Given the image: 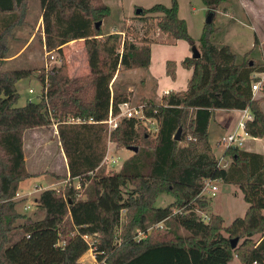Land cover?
<instances>
[{
    "label": "trees",
    "instance_id": "16d2710c",
    "mask_svg": "<svg viewBox=\"0 0 264 264\" xmlns=\"http://www.w3.org/2000/svg\"><path fill=\"white\" fill-rule=\"evenodd\" d=\"M28 1L0 0V264H19L23 239L34 244L56 237L68 244L77 235L90 241L95 264H229L234 257L240 264H264V154L227 147L223 155L229 162L221 167L208 135L216 110L248 108L252 119L245 122V132L264 136V95L255 98L251 91L252 83L260 80L254 74L263 71V64L245 58L252 50L238 62L228 44L216 45L212 39L221 29L213 17L199 37L200 57L181 61L191 70L186 88L164 94L158 104L142 102L146 116L158 122L155 136L147 124L126 118L108 133L102 121L109 107L118 113V105L132 95L113 90L114 77L120 69L148 67L151 40L140 39L138 44L117 32L103 33L101 22L111 13L103 0H40L46 50L60 53L67 43L82 40L89 74L70 76L64 64L46 72L40 69V97L16 106L15 84L34 69H3L1 61L7 39L27 15ZM201 1L215 16L224 0ZM135 12L143 21L156 19L155 27L163 34L194 46L187 22L179 16L178 0ZM257 42L255 36L254 45ZM166 68L174 77L175 63L167 61ZM70 117L82 122H67ZM53 124L69 175L54 174L67 181L33 197L36 210L29 215L17 209L27 198L14 199L35 175L26 168L23 132ZM108 142L137 148L113 173L104 171ZM208 178L241 190L248 204L243 217L226 227L219 214H210L207 221L199 217L196 211L209 204L202 194ZM160 194L175 200L156 207ZM179 229L186 236L179 235ZM139 232L146 236L137 238ZM257 233L259 239L245 249L231 247L232 237L249 239Z\"/></svg>",
    "mask_w": 264,
    "mask_h": 264
},
{
    "label": "rangeland",
    "instance_id": "374dc122",
    "mask_svg": "<svg viewBox=\"0 0 264 264\" xmlns=\"http://www.w3.org/2000/svg\"><path fill=\"white\" fill-rule=\"evenodd\" d=\"M180 3L179 15L184 18L189 26V34L193 41L199 43V37L202 32L204 22L207 19L209 11L203 5L201 0H178ZM105 4L110 7L111 13L105 17L101 22V31L103 33L117 32L121 38H127L128 40H135L140 44V39H150V46L152 49L151 65L146 68H136L130 71L120 69L114 77L113 90L120 89L122 91H128L132 89L133 92L130 100L134 104H140L151 100L154 103H160V96L164 88L172 87L175 91H182L185 89L188 78L191 76V70L183 68L182 66L176 65L178 72L177 78L175 79L167 73L165 70L164 58L174 61V58H179L184 53L183 48L178 44L177 47L168 46V41H171L168 36L159 34L158 29L155 27L156 19L151 18L147 21H143L138 18L136 10L138 8H148L156 3H161L166 6L170 5V0H103ZM261 6L254 12V18L251 14L245 12L238 1L226 0L220 4L218 9L215 10L214 24L219 27L220 32L216 33L213 37V42L216 45L228 43L231 50L237 56V61L240 62L246 52L252 50L250 55H247L246 59H252L256 63L263 64L264 57V45H254V30L259 33V36L264 42V2L260 3ZM242 9V10H241ZM243 21L247 24H242L239 21ZM37 28V34L35 36L33 44L22 51L20 47L14 45L7 46L5 52L6 59L11 57L18 52L22 53L18 56L15 62L8 63L7 60L1 61V67L3 69H19V68H31L34 72L25 78L20 79L16 82L15 87L18 93V99L16 106L24 105L28 100L37 101L41 95V84L38 79V71L43 69L44 72L49 71L53 67H58L64 64L66 67L67 74L70 76H86L89 74V67L87 62V55L83 48V41L79 40L74 44H69L62 48L59 53L55 50L53 54L56 58L51 61L47 56V50L44 46V33L41 18V7L40 0H29L28 1V12L23 23L18 26L21 28ZM254 26V27H252ZM17 27V29H18ZM149 28V34L144 35L145 30ZM233 29L237 31L234 32ZM43 33V38L41 36ZM138 35V38L135 35ZM188 43L187 41H181ZM164 43L165 46L162 44ZM188 45L192 46L188 43ZM159 46V47H158ZM195 46V44H194ZM253 46V47H252ZM199 51V45H198ZM21 50V51H20ZM200 52V51H199ZM0 55L2 52L0 51ZM192 51L190 53V57ZM263 56V57H262ZM46 64L49 69H46ZM151 75L153 77L150 76ZM166 72V73H165ZM188 75V76H187ZM33 89V93H29L28 89ZM263 90V86H262ZM263 92V91H261ZM264 106V104H263ZM219 113V112H218ZM215 111L213 119L218 116ZM239 118V117H238ZM213 119L209 125V142L212 146L215 157L220 160L222 152L225 150L223 145H218V140L223 131L214 130ZM224 119V118H223ZM235 120V119H234ZM238 120V119H237ZM41 133V132H40ZM152 134V133H151ZM155 136V134H152ZM37 143H31L30 139H26L25 156L26 163L29 169L36 170H50L52 166L57 164V170L55 172L63 176L67 173L66 162L64 160H50L42 148V135L39 134ZM184 142H180L183 144ZM264 143L262 140L252 141L246 139L243 143L244 148H251L253 146H260ZM34 144H37L35 147ZM132 154L131 150L122 147L116 143H112L110 148L107 150L106 158L104 159V171L106 173H113L117 171L121 163ZM225 162L229 161L228 157L223 158ZM55 173H44L43 175L32 176L28 178L23 186L20 188L19 193H25L28 190L34 189L38 184L42 186L47 185L45 181L56 182L55 187L62 184V179L56 178ZM55 180H54V179ZM218 190L214 197H207L209 201L208 207L204 210H197L196 213L203 220L207 221V217L214 213L219 214L223 217V226H228L235 218L243 217L248 204L243 199L241 190L233 184H227L222 181L217 183ZM52 186V185H51ZM53 187V186H52ZM174 197L169 194H160L155 200L156 207L166 206L174 201ZM27 203H30V209L24 210L23 207ZM18 211L25 212L29 215L33 214L36 207L33 202V198L29 197L24 202L17 206ZM41 213L37 212V217H40ZM163 223L158 226L161 227ZM153 227L147 229V233L151 232ZM179 235L186 236V233L179 229ZM222 234L227 236L225 231ZM146 234L139 232L137 238L142 239ZM260 234L257 233L251 238L247 237L239 238L235 245L239 249H245L250 246L257 239ZM235 237H232V239ZM249 240L246 245L243 244ZM64 243V244H62ZM21 246H25L23 254L18 258L19 264H95L94 255L92 254L90 241L80 236H75L68 244L65 241H59L56 237H50L41 240L38 243L30 244L27 243L26 239L20 241ZM61 247L65 251H56L55 248ZM229 264H240L239 260L234 259Z\"/></svg>",
    "mask_w": 264,
    "mask_h": 264
},
{
    "label": "crops",
    "instance_id": "0c3cea01",
    "mask_svg": "<svg viewBox=\"0 0 264 264\" xmlns=\"http://www.w3.org/2000/svg\"><path fill=\"white\" fill-rule=\"evenodd\" d=\"M237 1H238L239 6H241V8L243 10H246L245 12H247L248 14L250 13L253 18H254V12L261 6L260 3L261 2H264V0H235V2H237ZM224 3H226V0H224ZM178 4H179V10H180V3H179V1H178ZM239 22L242 23L243 25L244 24H247V23H245V22H243L241 20ZM187 26H188V23H187ZM252 27H254V26H252ZM188 31H189V26H188ZM233 31L236 32L237 30L236 29H233ZM157 32L159 34L163 35V36H167V35L163 34L162 32H160L159 30ZM36 34H37V28H35L33 30L32 28H27V26H24V28L18 27V29L16 27L13 30L12 35L9 36V38L7 39V44L6 45L7 46L14 45L16 47H20L22 49V51H24L25 49L29 48L33 44ZM41 36L43 38V33H41ZM254 36H256L257 39H258V42H259L258 45H261V46L264 45L263 40L259 36V33L256 32V30H254ZM168 38L171 39V41H168L170 43H167L168 46L177 47L178 44H180L179 46L181 48H183L184 53L179 58H174V61L168 60L167 58H164L163 61H164L165 65H166L167 61H172V62L175 63V66L178 65V64H179V66H181V61L185 57H190L189 55L191 53V47L188 45V43L181 42L183 40H175V39H173V38H171L169 36H168ZM77 41L78 40H73V41L67 43L65 46H67L69 44H74ZM79 41L82 42V40H79ZM162 44H164V43H162ZM194 44H195L196 48H198L199 43H197V42L195 43L194 42ZM223 44H228V43H223ZM219 45H221V44H219ZM65 46H63V47H65ZM161 46H165V44L164 45H160V47ZM22 51L20 53L18 52L17 54H15V55H13L11 57H8L7 59L5 58V60H7L8 63L15 62V60L22 53ZM151 58H152V49H151ZM151 58H150V65H151ZM165 70H166V67H165ZM127 71H130V70H127ZM188 71H189V69H188ZM174 72H175V79H176L177 78V72H178L177 67L175 68ZM150 76L153 77L151 75V72H150ZM262 85H263V90L261 88L260 90L256 91V93L254 95L255 98H260V97H262L264 95V80L262 81ZM128 91L133 92L132 89H129ZM165 91H175V90L172 87L164 88V90L162 91V94L160 96V99L164 95V92ZM261 91H263V92H261ZM263 104H264V100L261 102V107H262V110L264 111ZM216 112H217L218 116L213 119V122H214V128L213 129L214 130H218V132L219 131H223V134L220 135V137H222L223 135H225V134L231 132L232 130H234V128L236 126V123H237V119H239L240 116H241V110H235V109L228 110V109H224V110H216ZM39 134L42 135V148H43V153H45V155L50 160H59V161L64 160L66 162V158H65L64 152H63V150L61 148V144H60L59 139H58V135H57V130H56V125L55 124H53L52 126H48V127L27 129V130H25L23 132L24 156H25V146H26V139H27V137H28V139H30L31 143H33V142L34 143H37L36 141L38 139ZM208 135H209V127H208ZM246 139H250L252 141H256V140L257 141L258 140L264 141V136L263 137H255V140H253V137H250V136L249 137H246L245 138V141H246ZM111 144H112V142H108L107 150L110 148V145ZM34 145H35V147L37 146V144H34ZM241 148L244 149V150H246V151H253V152H256V153L264 154V143L262 145H260V146H256L255 145V146H253L251 148H244L243 146ZM25 161H26V156H25ZM56 165L57 164H55V165L52 166V171H50V170H44V171L43 170H36V171H33V170L29 169V167H27V163H26V168H27V170L29 172H31L32 174H35L34 176L41 175V174L43 175L44 173H55V174H59V173L55 172V170H57V166ZM66 169H67V173L65 175H68L69 173H68L67 164H66ZM64 181L65 180L62 179V182H64ZM45 182L46 183H49V184L44 185V186H42L41 184H38L36 186L41 187V190H42V189H46V188H52V186H54V184L56 183V182L48 181V180H46ZM40 191L35 192L34 189L28 190L25 193H20V196L22 197L24 195H27L28 193H32V195L25 196V197L26 198H29V197L30 198L31 197L33 198V197H36ZM27 204H30V203H27ZM23 209H24V207H23Z\"/></svg>",
    "mask_w": 264,
    "mask_h": 264
},
{
    "label": "built area",
    "instance_id": "2783aa9c",
    "mask_svg": "<svg viewBox=\"0 0 264 264\" xmlns=\"http://www.w3.org/2000/svg\"><path fill=\"white\" fill-rule=\"evenodd\" d=\"M47 56H48L49 60H51V61H53L56 58V56L53 54V51H48ZM46 69H49L47 64H46ZM254 76H258L260 78V80L253 82L251 85V91L253 93V96L255 95L256 91L260 90L263 86L262 81L264 80V57H263V71L260 73L254 74ZM28 92L33 93V89H31V88L28 89ZM169 92L170 91H165L164 94H167ZM28 101H32V100L30 99ZM145 108H146L145 103L134 104L131 100L124 101L118 105L119 111L116 114H114L112 112V107L110 106L109 110H108L107 118L105 120H103L102 122L107 125V131H108V133H110L113 129H115L118 126L119 122L123 118L135 119L137 121H141V122L147 124L149 127V131L152 134H156V132L158 130V122L156 119L146 116ZM250 119H252V115H251V112L249 111V109L246 108L244 110H241V116L237 120V123H236L234 130H232L231 132L220 137V139L218 140V145H223L225 147V149L227 147L241 148L243 146L245 138L250 136L244 130L245 122L247 120H250ZM88 121L91 122L92 120H88ZM67 122L79 123V122H82V120L80 118L70 117L67 119ZM250 137H252V136H250ZM189 139H190V137H189ZM253 140H255V137H253ZM223 152L221 155V159L218 160V165L221 167H226L228 165L229 161L228 162L223 161L224 160L223 159L224 158ZM105 158H106V156H105ZM103 163H104V160H103ZM66 181L67 180H65L63 183H65ZM217 182L218 181L215 179H211V178L206 179L204 181V185L202 188V194H204L208 198L214 197L216 195L217 190H218V186L216 184ZM54 187L55 186H53L52 188H54ZM76 187L77 188L79 187L78 183L76 184ZM40 190H41V187H39V186H36L34 188L35 192L40 191ZM30 195H32V193H28L27 195H24L21 197L20 193L18 192L16 194V196L14 197V199L23 198L25 196H30ZM29 208H30L29 204L24 206V210H28ZM78 236H80L84 239H88L86 236H81V235H78ZM62 244H64V243H62ZM90 247H91V245H90ZM90 249L92 251V248H90ZM92 254H93V252H92ZM93 257H94V262H96L95 256H93ZM84 264H88V263H84Z\"/></svg>",
    "mask_w": 264,
    "mask_h": 264
},
{
    "label": "water",
    "instance_id": "95a60500",
    "mask_svg": "<svg viewBox=\"0 0 264 264\" xmlns=\"http://www.w3.org/2000/svg\"><path fill=\"white\" fill-rule=\"evenodd\" d=\"M213 17H214V13L213 12H209L205 23H210L212 21ZM191 51H192V55H191L192 58H199L200 57V52L198 51L196 46H192ZM180 131H181V129H178L176 135L174 136L175 140H179ZM127 149L131 150L133 152L137 151L136 147H128ZM237 242H238V238L231 239V247H235Z\"/></svg>",
    "mask_w": 264,
    "mask_h": 264
}]
</instances>
